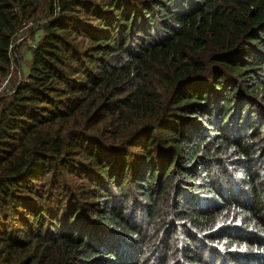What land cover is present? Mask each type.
<instances>
[{"label":"trees","instance_id":"obj_1","mask_svg":"<svg viewBox=\"0 0 264 264\" xmlns=\"http://www.w3.org/2000/svg\"><path fill=\"white\" fill-rule=\"evenodd\" d=\"M40 18L0 98V264H255L264 0H0V84Z\"/></svg>","mask_w":264,"mask_h":264},{"label":"rangeland","instance_id":"obj_2","mask_svg":"<svg viewBox=\"0 0 264 264\" xmlns=\"http://www.w3.org/2000/svg\"><path fill=\"white\" fill-rule=\"evenodd\" d=\"M43 21L44 20H42V18L31 20L27 22L17 33L13 43V65L11 67L10 74L5 79H3L0 84V98L10 95L17 84L26 78L29 70V65L31 63L30 49L31 47L35 46L36 42L43 34V31L41 29ZM239 223L243 227L244 225H246L244 221H240ZM247 229L248 231H253V226L248 225ZM232 250H238L240 255H247L249 251L251 252L249 253L250 256H259L257 257V259L253 260L255 264L264 263L259 260L264 257V249L258 250L256 249V247H253L251 245H243L240 247H236V245H234Z\"/></svg>","mask_w":264,"mask_h":264},{"label":"built area","instance_id":"obj_3","mask_svg":"<svg viewBox=\"0 0 264 264\" xmlns=\"http://www.w3.org/2000/svg\"><path fill=\"white\" fill-rule=\"evenodd\" d=\"M13 58V57H12Z\"/></svg>","mask_w":264,"mask_h":264}]
</instances>
